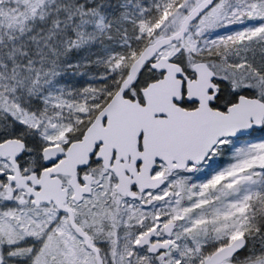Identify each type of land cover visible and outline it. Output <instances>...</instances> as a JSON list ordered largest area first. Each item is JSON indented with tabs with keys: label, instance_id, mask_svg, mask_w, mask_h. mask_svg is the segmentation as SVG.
<instances>
[{
	"label": "snow or ice",
	"instance_id": "snow-or-ice-1",
	"mask_svg": "<svg viewBox=\"0 0 264 264\" xmlns=\"http://www.w3.org/2000/svg\"><path fill=\"white\" fill-rule=\"evenodd\" d=\"M0 264H264V0H0Z\"/></svg>",
	"mask_w": 264,
	"mask_h": 264
}]
</instances>
